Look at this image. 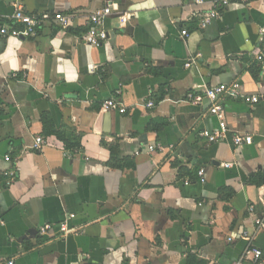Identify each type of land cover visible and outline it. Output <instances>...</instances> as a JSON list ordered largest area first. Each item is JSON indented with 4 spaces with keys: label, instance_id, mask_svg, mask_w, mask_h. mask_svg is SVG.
Wrapping results in <instances>:
<instances>
[{
    "label": "crops",
    "instance_id": "1",
    "mask_svg": "<svg viewBox=\"0 0 264 264\" xmlns=\"http://www.w3.org/2000/svg\"><path fill=\"white\" fill-rule=\"evenodd\" d=\"M18 6L61 14L68 27L50 19L29 39L0 38V260L231 264L249 248L264 257L254 225L264 216V64L255 61L264 0L232 2L204 28L212 0H0V21ZM105 7L108 40L89 47L86 20ZM232 82L242 98L223 103L225 122L252 143L209 144L199 136L217 127L209 102L192 106L186 95ZM111 98L125 113L102 109ZM56 133L78 147L66 150ZM180 167L204 169L205 182ZM68 216L77 233L61 235Z\"/></svg>",
    "mask_w": 264,
    "mask_h": 264
},
{
    "label": "built area",
    "instance_id": "2",
    "mask_svg": "<svg viewBox=\"0 0 264 264\" xmlns=\"http://www.w3.org/2000/svg\"><path fill=\"white\" fill-rule=\"evenodd\" d=\"M208 0H191L195 5H202ZM239 0H212L213 8L204 12L200 18L201 28L206 27L214 19L219 16V12L229 6L232 2H237ZM246 1V0H240ZM111 15V8L105 7L97 10L90 14L86 20V31L82 36V40L85 45L89 47L99 48L103 43L108 40L109 34L105 29V21ZM50 19L55 20L61 29L65 30L68 27L67 18L61 14H28L23 11V9L18 6L15 7L13 13L5 21H0V38H17V39H29L37 33L45 21ZM125 16L120 17L118 20L120 23L125 21ZM182 36H187L186 30L181 31ZM259 48L257 54L255 55V61L258 64H264V30L260 31V36L258 38ZM188 66V65H186ZM119 94V91L116 92ZM242 98L241 85L238 82H232L230 84H218L214 86H204L201 89L196 87L188 92L186 95L187 102L192 106H197L202 103L204 99L209 102L208 112L211 116L215 117L217 120V127L213 130H203L200 132L199 136L204 139L209 144H215L223 142L227 139L234 147L248 146L252 143V137L250 135L243 134H230L227 124L225 122L223 103L227 100ZM245 103L254 105L258 103L259 98L245 97L243 98ZM146 107L152 108V102H148ZM103 110H115L120 114L125 113V107L116 98H111L102 103ZM43 146V139L37 137L34 140L32 149L34 151H41ZM149 150H154L153 147H149ZM6 162H10L9 156L5 157ZM231 164H224V168H229ZM15 170H10L6 173L8 177V183L10 184L15 179ZM205 171L204 169H199L196 173L197 181L200 184L205 182ZM185 185L189 184V181H184ZM254 208L250 207L249 212L254 213ZM73 218V216H68L62 223L59 224L58 233L61 235L76 234L77 229L68 227L67 220ZM254 225L256 228L264 231V216L261 218H256L254 220ZM52 231L50 225H45L41 227L38 233L42 236L47 235ZM0 264H14L12 260H0ZM231 264H264L263 253L259 249L249 248L244 250V252L239 256L238 259L233 261Z\"/></svg>",
    "mask_w": 264,
    "mask_h": 264
},
{
    "label": "trees",
    "instance_id": "3",
    "mask_svg": "<svg viewBox=\"0 0 264 264\" xmlns=\"http://www.w3.org/2000/svg\"><path fill=\"white\" fill-rule=\"evenodd\" d=\"M162 95L160 96L159 100L162 99ZM150 129H153L155 130V127L151 126ZM61 141H63L64 143V146H65V149L68 150V149H73V148H76L78 147L77 145H75L74 143L70 144L69 142H67V140L63 137V135L61 133H56L55 134ZM104 143V142H103ZM177 167H179V165H177ZM178 173H179V176L180 177H187L189 176V180L190 181H195L196 179V173L197 171L193 172V173H190L188 171H186L185 169H183L182 167H180L178 169ZM182 264H203L201 261H198L196 257L194 256H187L186 259L183 261Z\"/></svg>",
    "mask_w": 264,
    "mask_h": 264
}]
</instances>
